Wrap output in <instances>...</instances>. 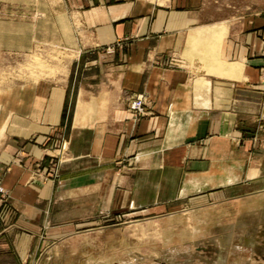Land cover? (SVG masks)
<instances>
[{"label": "crops", "instance_id": "obj_1", "mask_svg": "<svg viewBox=\"0 0 264 264\" xmlns=\"http://www.w3.org/2000/svg\"><path fill=\"white\" fill-rule=\"evenodd\" d=\"M61 1L49 4L50 10L69 21L82 53L122 60V73L112 87L92 85L91 100L78 96L71 117L66 83H35L22 101H10L0 144V185L23 212L17 224L0 226V264H35L43 248L42 225L52 216L57 227L46 232L59 236L74 230L70 223L97 213L101 199L127 211L133 200L138 208L158 204L140 201L135 189L173 187L166 173L178 172L183 183L177 186L185 189L220 186L219 173L228 170L229 157L235 156L236 169H244L257 125L264 120V27L252 22L230 46L225 38L213 50L210 27L199 20L195 0ZM119 41L123 47L115 55L105 52ZM171 59L178 68L165 67ZM212 60L220 65L212 68ZM227 62L240 67L232 70ZM135 93L148 96L150 109L138 122L117 98ZM82 106L107 110L83 117ZM57 142L70 144L71 158L61 164L67 179L55 191L51 183L32 181L31 171L60 152ZM138 157L143 165L138 173L155 172V179L106 178V170L114 172L120 159L126 163ZM65 203L73 208H64Z\"/></svg>", "mask_w": 264, "mask_h": 264}, {"label": "rangeland", "instance_id": "obj_2", "mask_svg": "<svg viewBox=\"0 0 264 264\" xmlns=\"http://www.w3.org/2000/svg\"><path fill=\"white\" fill-rule=\"evenodd\" d=\"M52 2L62 3L61 0H0V117L4 115L0 122V144L6 136L4 120L9 103L22 101L28 86L39 82L66 83V111L71 117L76 113L78 96L91 100L93 93L88 91L92 85L98 90L107 89L116 84L118 74L122 73V60L108 62L99 59L98 54L82 53L69 21L61 20L60 11L50 10ZM195 3L199 20L210 27L207 33L212 36L209 46L213 50L225 38L230 46L233 38L251 27L252 22L264 27V0H195ZM121 47L119 41L105 52L113 56ZM212 61V68L220 65V60ZM178 63L171 59L165 67L178 68ZM226 65L232 70L240 67L236 63ZM109 66L116 69L109 70ZM139 96L145 98V114L132 109L133 100ZM117 98L134 122L150 113L145 93H135L128 99L125 95ZM106 110L82 106L80 115L106 114ZM257 127L254 134L260 140L253 136V150L244 157L248 159L244 169H236L232 161L235 156L229 157L228 170L219 173L220 186L185 189L179 187L183 183L179 173L170 172L165 175L173 187L135 189L140 201L157 200L158 204L138 208L133 200L127 211L117 202L108 207L101 199L97 213L70 223L74 230L59 236L46 232L57 227L56 216H52L42 225L43 248L35 264H264V120ZM55 149L61 150L58 155H51L48 163H37L31 171V180L51 183L58 191L67 179L61 164L71 158L70 144L57 142ZM142 167L140 157L126 163L120 159L115 171L106 170L105 176L117 180L140 179L143 183L156 178L155 172L138 173ZM162 192L165 195L160 199ZM62 206L73 208L70 203ZM22 212V205L14 203L11 193L0 185V226L17 224Z\"/></svg>", "mask_w": 264, "mask_h": 264}, {"label": "built area", "instance_id": "obj_3", "mask_svg": "<svg viewBox=\"0 0 264 264\" xmlns=\"http://www.w3.org/2000/svg\"><path fill=\"white\" fill-rule=\"evenodd\" d=\"M132 109L137 114H145V98L139 96L137 99H134L132 102Z\"/></svg>", "mask_w": 264, "mask_h": 264}, {"label": "bare ground", "instance_id": "obj_4", "mask_svg": "<svg viewBox=\"0 0 264 264\" xmlns=\"http://www.w3.org/2000/svg\"><path fill=\"white\" fill-rule=\"evenodd\" d=\"M61 71V70H60Z\"/></svg>", "mask_w": 264, "mask_h": 264}]
</instances>
